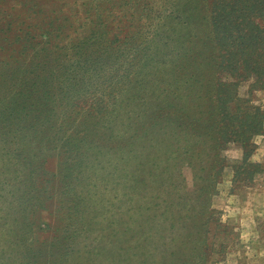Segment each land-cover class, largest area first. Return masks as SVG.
I'll return each mask as SVG.
<instances>
[{"label":"rangeland","instance_id":"1","mask_svg":"<svg viewBox=\"0 0 264 264\" xmlns=\"http://www.w3.org/2000/svg\"><path fill=\"white\" fill-rule=\"evenodd\" d=\"M84 2L0 0V9L16 22H34L27 10L35 3L47 13L63 9L61 19H70L69 24L74 25L56 31L49 48L62 55L60 50L67 47L63 55L69 64L79 58L86 60V56L77 55L71 43L79 41L81 35H90L87 23L105 21L112 26L128 17L131 24L135 23L128 45L133 51L139 46L146 53L131 89L120 93L118 88L111 96L117 102L115 114L96 125L90 109L83 112L78 120L90 130L83 129L80 135V152L75 155L67 147L63 163L56 157L47 162V169L58 172L61 178L56 182L58 202L54 206L62 208L68 227L74 213L68 218L67 212L73 202L91 204L85 211L87 228L79 222L84 217L82 212L74 216L71 264H196L205 218L209 219L213 210L218 212L220 225L213 228L211 240L227 247L220 253L222 247L216 246L217 251L204 264H264V201L260 196L264 173L252 182H235V167L242 166L243 171L247 166L243 165L245 150L235 142L217 145L211 129L216 110L210 83L201 79L194 85L177 86L176 102L200 122L198 135L180 125L187 121V113L177 114L171 108L169 117L156 119L154 115L168 98L175 100L170 75L175 62L187 56L188 47L192 46L204 62V70L210 65V27L204 0H183L175 7L179 17L172 15L170 4L162 0H112L109 10L104 7L100 12L96 0L87 5ZM37 34L42 38L44 33ZM125 58H105L101 70L111 76ZM76 73L82 88L88 77L82 69ZM213 74L211 70L206 77ZM119 78L124 80L122 75ZM251 83L246 80L238 86L241 100L250 107L264 105V92L249 93ZM84 92L81 101L90 107L88 101L93 93H101V88H86ZM84 136H91L92 141ZM253 143L256 147L247 161L252 162L250 171L256 162L264 163V135L256 136ZM12 144L0 141V264H33L36 252L28 246H35L40 231L28 227L31 219L27 207L41 197L35 189L41 180L26 179L23 174L27 175L28 169L6 159V154L14 151ZM227 222L236 226L230 234L222 232Z\"/></svg>","mask_w":264,"mask_h":264},{"label":"trees","instance_id":"2","mask_svg":"<svg viewBox=\"0 0 264 264\" xmlns=\"http://www.w3.org/2000/svg\"><path fill=\"white\" fill-rule=\"evenodd\" d=\"M96 1L99 12L104 7L109 10L108 4L112 2ZM162 1L170 4L172 15H181L175 7L183 0ZM187 1L190 0H185V3ZM198 1L201 3L202 0ZM40 3L29 6L27 15L35 19L30 23L26 20L10 21L8 12L0 9V141H13L10 148L14 151L8 152L6 159L28 169L27 175L23 174V177L41 180L35 188L41 197L37 203L27 207L31 219L28 227L40 231L35 246H28L36 252L33 264H71L73 247L70 241L74 232V216L82 212L84 217L79 222L82 221L87 228L89 222L85 211L91 204L90 201H80L77 204L74 201L67 212L68 218L74 213L71 226L68 227L62 208L54 206L58 202L55 191L61 178L58 172L51 173L47 169V162L56 157V160L63 163L67 147L75 155L80 152L79 146L83 141L80 140V135L87 128L83 127L78 116L90 109L88 112L96 118L97 125L109 115L115 114L117 102H113L111 96L118 88L120 93L131 89V84L147 57L141 47L137 46L133 51L128 45L135 32L132 29L135 23L133 21L131 24V17H128L126 20H116L118 24L112 26L105 21L98 24L87 23L86 32L90 35H81L79 41L71 43L77 55L86 56V60L82 62V58H79L69 64L65 60L66 54L63 55L67 47L60 50L62 55H55L58 51L52 52L49 45H53L56 31H63L70 25V19H61L63 9L44 12ZM84 3L90 4V0H85ZM203 8L210 27V65L204 70V62L199 60V55L192 46H187V56L175 62L174 73L170 75L172 90L175 87V100L172 102L168 98L154 115L156 119L160 116L169 117L171 108L177 114L187 113V121L180 125L190 127L192 134L198 135L200 122L176 102L177 86L182 83L194 85L201 79L206 80L210 83V97L215 104L216 118L211 122V129L216 133L217 145L235 142L243 147V165L247 166L243 167V171H240L242 166L235 167L234 180L252 182L258 174L264 173V163L256 162L255 168L250 171L252 162H247L248 155L256 147L253 139L264 135V105L246 106L239 96L238 86L241 82L251 80L250 94L254 90L264 92V0H204ZM85 9L88 11L87 7ZM38 31L44 33L42 38L37 34ZM110 57L128 58L119 61L121 66L116 68L117 72L108 76L101 70V60ZM153 59H156L155 54ZM74 65L76 66L73 68ZM80 69L88 77L82 88L76 79V72ZM211 70L214 74L208 79L206 74ZM120 75L124 77L123 81L120 80ZM116 81L121 84L118 85ZM99 87L101 93H93L88 101L90 107H84L81 101L84 90ZM171 117L176 119L175 115ZM83 138L88 142L92 141L91 136ZM12 157L18 159L14 160ZM245 172L246 175L242 176ZM65 177L66 174L64 179ZM217 213L213 210L209 219L205 218L204 233L198 241L199 255L196 264L207 263L212 252L217 251L218 245L222 247L220 253L226 250L225 243L218 244L211 240L213 228L217 229L220 225ZM53 219H57V223ZM210 220H214L217 225ZM229 227L231 225L227 222L222 227V232L230 234L236 226Z\"/></svg>","mask_w":264,"mask_h":264},{"label":"crops","instance_id":"3","mask_svg":"<svg viewBox=\"0 0 264 264\" xmlns=\"http://www.w3.org/2000/svg\"><path fill=\"white\" fill-rule=\"evenodd\" d=\"M263 179H264V175H263ZM261 186H262V189H261L260 196H263V201H264V180H262Z\"/></svg>","mask_w":264,"mask_h":264}]
</instances>
